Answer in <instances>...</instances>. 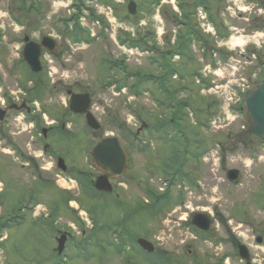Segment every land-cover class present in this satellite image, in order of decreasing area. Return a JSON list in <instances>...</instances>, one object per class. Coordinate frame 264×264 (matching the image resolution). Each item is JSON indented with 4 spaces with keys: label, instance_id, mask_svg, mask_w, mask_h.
<instances>
[{
    "label": "rangeland",
    "instance_id": "1",
    "mask_svg": "<svg viewBox=\"0 0 264 264\" xmlns=\"http://www.w3.org/2000/svg\"><path fill=\"white\" fill-rule=\"evenodd\" d=\"M97 1L104 6V9L99 7V10L101 12L103 10L104 14L102 15L104 19L107 18L108 21H106L110 25V28H107L108 30L101 35L99 34V29L95 28L94 33L98 38H91L92 40L89 46L84 43L74 45L65 43L64 47L66 46L68 48H66L67 54L65 56H67V59L73 61V67L70 63H65L64 67L66 70L64 68L59 69L58 67H54L49 72L52 76L50 80L57 81L60 78L66 84H71L74 81L78 82V91L89 92L95 104V116L101 126L98 132L87 130L84 122L81 119L78 120L79 150L76 164L78 163L80 172L87 174L80 175L79 178L94 181L100 174L89 159L88 152H86L90 149L93 142L103 136H117L119 139H123L129 147L128 153L130 154L131 163L124 176L113 181L112 185L115 186L117 184L116 193L120 194L126 203L133 204L135 200L144 198L148 194L147 188H151L157 194H162L168 187H170L171 198L174 201L180 202L179 199L181 196L184 205L188 201L186 203L188 209H183V206L180 204L176 205L171 203L165 208L164 214L158 217L157 222L155 221L158 224V228L161 229V234L158 237L159 241L155 239L158 234H155L152 230H147L148 227L145 224L147 216L145 214L137 216L136 220L138 224H134L142 228L141 235L146 240L153 242V244L157 241L161 246H171L179 243L183 239L181 237L183 234L181 230H183L185 223L180 219H188L192 215L191 212L193 210L195 212L206 210L215 217V220L217 219L212 224L211 232L208 234L214 238L213 242H211L213 246L207 242L201 243L198 247L200 249V255L205 257L206 261H209V263L216 262L223 255L233 253L231 246L226 245L227 240L231 236L249 246L254 264H264V242L262 245H258L255 242L258 236L264 239V147L250 144L248 148L240 145V147L234 149V146L228 145L226 142V145H224L226 151H222L220 155L219 147H222V145H219L218 141H216L217 139H223L225 135L234 137L236 133L241 134V126L244 125V117L237 111V106H234V103L230 114L224 112L226 107H222L219 98L220 95L231 97L232 90L235 89V85L241 83V78L247 79L249 75L255 73H257L256 77L258 79L264 77V74L260 75L261 72L263 73V71H259L261 67L260 63H255L252 59H239V50L230 51L223 46V53H221L222 62L220 65H215L214 59H211L209 63L206 61L201 48L197 44L193 46L192 53L194 61L201 71L204 66H207V69L210 68L211 71L215 70V67L220 69L217 72L218 77L212 73L206 74L207 81L210 87L212 86V91L210 94H206V99H202L205 104H210L211 106L208 109L207 107L205 108L206 112L210 113L208 116L206 115L203 118V115H201L202 120L206 122L207 126L206 129L204 128L201 131L205 143L207 142L206 148H208L207 154L204 157L207 159L205 162L206 165H203L201 178L197 181L195 187L192 186L193 189H190L187 185H178V183L173 186L170 185V182L164 183V178L157 175L155 171H160L165 168L163 164L167 162V158L163 157L157 162L155 161L151 167L155 152L154 149L156 148L154 146L155 143L148 141L149 144H147L143 138L139 137L136 139L134 137L135 132L139 129L137 113L135 114L134 112H138L140 116L150 120L153 116L157 117L160 115L159 111L161 109H158L157 106L152 104L149 94L133 98L127 91L121 94H115V89L112 87L100 88L98 82L104 80L106 76H98V63L101 62V55L125 62L124 57L126 55L123 52L125 49L129 55L126 56L127 63H125L131 67L130 69L139 70L143 68V73L148 71L160 76L157 72L159 70L158 67L152 64L150 60V54L143 52L144 46H140V52H143L141 55L136 54L134 52L135 50L130 51L127 45L122 49L123 47L118 41L119 39L115 38V34H118V37L121 36L122 39L131 36V39L134 38L136 41H140V44L157 47L156 28L159 24L158 21L161 20L165 34L160 43L162 42L165 50V39L170 40L173 37L174 33L172 30H176L177 25L173 24V17L168 11V9L170 10L169 5L160 7L159 15L156 16V0H125L124 5H118L114 0ZM117 1L121 2V0ZM130 1H134L137 4L136 14L132 16L127 12V5ZM165 1L169 2V0ZM183 2L185 3V1ZM207 2L213 8H218L220 13H223L226 24L231 28L230 30H226L227 28H221L218 25L223 39L221 40L220 37L215 38L210 35L208 38L212 42V45L215 46L214 41H217L216 47L220 43L224 45L225 43H229V41H231L230 45H234V43L240 42L242 35H253L255 39L252 37L250 38V42L245 44L244 53L250 56L254 51H259L264 56V16L259 17L257 12L258 10H264V4H261L257 0H207ZM187 3L188 6L186 8L189 11L193 10V0H188ZM8 5V0H0V33L3 36V46L0 47V99L1 101L4 100V102H7V99L14 98L15 96L21 100L23 95L16 92L19 90L25 92V90L20 89V86L21 83L24 86L27 84L26 71L17 58L18 52L16 48L20 46V42L13 43L10 41L12 35L19 37L23 32L20 30L21 27L14 23L12 21L13 19L8 15ZM86 7L91 11L88 12L89 17L91 15V20L89 17L87 18L89 24H87L85 30L88 32L89 29H93L91 24L92 18L95 15L91 4L86 5ZM238 7L247 12L244 13ZM238 13H242L243 17L248 19L249 23L244 24L242 19H238ZM16 16H20V14L18 13ZM112 16L116 19L112 20ZM155 19L158 20L155 22ZM22 20L25 24H30V26L35 23L33 22L34 20L29 18ZM196 20V17L192 18V20L189 19V23H195ZM48 22V18H46L43 24H48ZM43 24L39 21L38 26H43ZM196 24L198 23L196 22ZM253 26L256 28L259 27L261 30L257 29L259 32L248 33V30H252ZM211 27L207 28L205 26L203 29L211 32ZM44 32H49V28H46ZM37 35L38 33H35V36ZM62 36L66 37L67 33H63ZM246 38L244 37L242 41H246ZM256 43H259V48L253 45ZM154 44L156 45L154 46ZM159 59L162 58L159 57ZM171 61L173 62L170 63L171 69L177 72L181 64L178 65L176 63L178 61L175 59ZM8 67H13L14 71L11 72V69H8ZM101 68L103 70L104 66L102 65ZM186 81L189 83L188 80ZM179 84L178 81L170 82L166 88L172 91ZM215 87L218 88L215 89ZM214 91L215 93H213ZM11 92L16 94H11ZM187 95V93H183V95L179 94L177 96L185 99ZM60 97L64 99L61 95ZM42 98L47 99L48 96L45 97L43 95ZM63 99L59 101L62 102ZM198 99L199 97L196 96L194 99H190L189 102H194V100L197 101ZM60 108L64 109L63 106ZM225 117L228 120L224 123H221V121L217 122L216 120L215 128H212L211 124H209V122H213L216 118L225 119ZM228 124L230 125L225 128H220L221 125ZM217 128L220 129L218 130ZM187 134H192V131L190 130ZM142 140L147 146L150 145V152L142 154L138 148ZM171 146L174 147L173 142L168 145L170 148ZM162 148L159 149V153L162 152ZM241 148L244 150H241ZM254 149L255 151H253ZM215 153H217L219 160H216V165L213 166L214 159L216 158ZM5 156V153L0 152V157L4 161H7L8 157ZM45 165L51 171L50 165ZM232 168L240 170L242 174L240 180L236 183H229L225 178V172ZM33 173V171L26 172L25 185H18L16 179L7 173L3 176L0 175V180L4 185V193L0 195V264H126V260L128 264H174L166 254L160 257L156 254H144L136 245V240H134L138 228L132 229L133 234L130 236V239H126L128 240L126 247L131 249H126L123 254L124 256H118L112 253L107 243V235L101 234L99 238L89 239L88 243L82 242L80 237L82 233L80 232L81 228L87 234V230H90L92 226L89 215H86V212L83 213L79 209L77 215L75 216L74 214L72 216L73 220L71 221L67 207H74L75 204L73 202L71 204L67 202L66 206V200L62 197L59 199L56 195L57 193L53 192H47V195H52V197L46 198L45 195L40 193L39 185L36 187L37 191H35L31 185H28L32 181L30 175H33ZM47 189H51V186L47 187ZM65 197L66 199L69 198L67 196ZM70 199L72 201L75 199H83L82 188L72 192ZM18 202H25L26 208L27 205H40L32 213L36 212L41 214L47 207L50 210L57 207L58 210L55 214L52 213L49 218L41 220L40 222L34 221L26 211L19 212L18 216L14 218V224L8 226L7 219L9 215L7 212H11ZM148 203L150 204V202ZM86 209L94 218L97 217V209H99V221L102 226L106 225L109 221L113 222L123 210L117 202L108 196L104 202H98L93 197L90 202H87ZM100 224L98 223L96 230L99 229ZM63 230H71L78 237L73 236L74 239L67 244L63 257L59 259L54 254L55 236L59 231ZM106 233L108 234V232ZM227 233L230 236L226 238L225 234L227 235ZM146 234L147 236H145ZM2 237H5L4 240H1ZM86 237H83V239ZM97 239L99 240L98 242ZM76 242L81 245H76ZM218 245L221 246L216 249L215 247ZM215 254L217 255L211 259ZM127 255L128 257L125 259Z\"/></svg>",
    "mask_w": 264,
    "mask_h": 264
},
{
    "label": "flooded vegetation",
    "instance_id": "2",
    "mask_svg": "<svg viewBox=\"0 0 264 264\" xmlns=\"http://www.w3.org/2000/svg\"><path fill=\"white\" fill-rule=\"evenodd\" d=\"M9 5L7 8L8 15L13 19L12 21L16 23L17 25L22 26V34L19 35V37H14L12 35L10 37V41L15 42H21L24 37L31 36V38L39 43L41 38L43 37H51L55 40V48L51 50V52L47 51L46 49H43L40 52L39 60H40V73L37 76H31L28 75V82L26 84V87L23 88V86L20 87V89H24L25 92H21L19 90L16 93H21L24 98L19 100V98L16 96L13 99V103H3L0 108L4 112V118L0 122V152L5 153L3 149H7V153L5 157H8L7 161H4L3 158L0 157V175L3 176L4 173H7L11 176H13L18 185H25V178L27 176L26 172L33 171L32 177V188L37 191V186H40V193L45 195L47 197H52V195H47L48 193H57V197L60 199L61 197L70 203L72 199H70L71 193L74 191L79 190V185L77 182V178L79 175V169H78V163L77 161V153H78V118L74 115H72L68 109V98L70 93L77 94L79 91L77 89L78 82L74 81L71 84L63 83V80L60 78L57 79V81L50 80V71L54 67L64 68L65 69V63H70L72 66L73 61L71 59H67L65 56L67 54V47H64L65 43L74 45V42L70 38H63L62 36L58 35L61 33L60 27L55 23L53 26L52 23L54 22V18L52 17L54 15V12L52 10V4L56 0H41V8L44 13H40V18L37 22L32 24L31 26L28 24H25L22 19H27V16L22 13L23 7L21 4L25 5L26 0H8ZM20 14V16H16ZM23 14V15H22ZM14 16L17 19H14ZM48 18V24H43L45 22V19ZM39 21L43 24V26H38ZM173 22L179 23V20L173 16ZM48 25V26H47ZM14 26V25H13ZM185 25L180 24L178 25L179 29H183ZM1 27V25H0ZM44 27V28H43ZM199 25L195 27L194 33L197 34L199 37L201 36L199 34ZM46 28H49V32H44ZM44 29V30H43ZM185 32V31H184ZM35 33H38L37 36H35ZM185 34V33H183ZM184 39H186L185 36H182ZM204 40L205 45L207 46V49L205 48L203 50L204 54H206L205 57L211 56L213 53V50L216 49L214 45H212V42L209 41L208 37H205ZM24 42V41H22ZM181 42V41H180ZM52 43V41H51ZM53 44V43H52ZM215 44V43H214ZM3 46V36L2 33H0V47ZM205 46V47H206ZM22 48V44H21ZM67 48V49H66ZM18 48H16L17 50ZM155 50V52H154ZM154 50L150 52L151 61L152 64L156 65L159 70L157 72L161 73V76H163L164 73L167 75L169 74V71L171 70L170 63H173L171 60L173 59V52L170 51H162V49H158L154 47ZM20 52V50H19ZM19 57V56H18ZM161 57L162 59H159ZM208 59V58H207ZM217 65V63H215ZM73 67V66H72ZM8 69H11V72L14 71L13 67H8ZM210 69V68H209ZM215 69H217L215 67ZM66 70V69H65ZM73 70V68H72ZM28 71V70H27ZM68 71V70H67ZM211 71V70H210ZM156 79L159 80L160 76H157L155 74ZM162 84V83H160ZM209 82L207 80H204V82L200 85V88L205 87ZM210 85V84H209ZM152 87L155 89L156 85L155 82L152 83ZM26 88V89H25ZM40 89L41 91H45V97L48 96L47 99L45 98H38V99H31V96L36 93V91ZM162 90L160 87H157L156 93H161ZM12 93L11 94H16ZM60 95L64 99L60 97ZM35 98V96H34ZM42 98V99H41ZM63 101H59L62 100ZM167 100H164L162 104L164 105ZM92 103V98L91 101ZM184 103V102H176L172 101L171 105L175 106V104ZM189 105L196 110L202 106V101L198 99L197 101L194 100V102H189ZM21 106L22 110L18 111L16 110V107ZM63 106L64 109H61L60 107ZM161 109V108H160ZM23 113V120L27 122V125L23 128L22 124L20 123L21 120L18 117L20 113ZM184 118H181L183 120ZM31 120V121H30ZM50 120V121H49ZM29 121V122H28ZM165 120L160 122H154V124L151 127H145L144 129H140L137 132V138L142 135H156L155 130L161 129L162 127L165 128ZM25 132V133H24ZM23 133V134H22ZM168 134V131L163 132V137ZM219 141L218 144L222 145L220 146V155L222 151H226L223 140H216ZM206 144L205 140L201 135H195L191 139L188 140V147L186 149L187 155L184 159V162L182 163L181 170L177 169V173L174 172V166L175 162H177L179 159L176 158V156L173 154V150L170 148H162V152L159 153V149L156 150L154 153V157L152 160L153 166L154 162L158 161L159 159L166 157L167 162L163 164L165 168L160 171H155L157 175H160L161 178H164V180H168V175L172 174V182H174V185L178 183L182 185H187L190 189H192L191 185H194L197 183V181L201 178V175L203 173V165H206L204 162V156L206 155ZM2 147V148H1ZM142 154L147 151V149H144L142 147H139ZM236 149V147L234 148ZM50 165L51 171L46 168V165ZM186 166V167H185ZM180 167V166H179ZM21 173V174H20ZM242 174L240 175V177ZM64 180H63V178ZM68 182V183H75L76 188L73 189V187L68 188V191L61 190L62 188L59 187L61 182ZM51 189H47V187H50ZM115 187L113 188V192L110 194L114 197V199H119L120 207L124 211L121 214V218H127V223L124 222V220L121 221V223L117 224V227L112 228L111 224L112 221H109L105 227L106 232L109 233V236H117L121 240L125 241V244L122 245L120 248L121 253L117 254L124 256L125 252V246L128 240L130 239V236L132 233V227L134 226V229L138 227L136 237H134V240H137L138 238L143 237L141 235V229L140 226H138V222L136 220L138 214L141 212V209L149 208V206H144L141 204L138 200H135L133 204L126 203V201L123 199L122 196L118 193H114ZM61 188V189H58ZM69 197L66 199V197ZM137 199V198H135ZM188 199V198H186ZM181 205L183 206V209H188V201L185 202V205L183 202H177L174 201L172 198L168 199L166 202L167 207L171 204ZM147 203H145L146 205ZM18 204H16L14 207L16 208ZM15 208L13 209L14 213H12L14 216L19 214V211H15ZM153 210V214L149 220H152L151 222L145 221V224L147 225V230H152L155 232V234H158V236L155 238L159 241V235L161 234V229L158 228L157 222L158 217L162 216L164 214V211L162 213H158L154 208L150 207ZM53 213L57 212V207L52 208ZM129 211V212H127ZM67 212L72 217L74 214L77 215V209L73 211L70 208H67ZM127 212V213H126ZM191 216L188 217V219H180L183 220L185 223L183 225V232L182 236L183 239L179 241V243H176L174 245H159L157 241L154 242V253L158 255L159 257L162 255H167L169 260H172L174 264H254L252 261L251 253L249 250V246L243 243L241 240H237V238H232L230 234H225L226 238L227 236H230V239L227 240L226 245L231 246L233 253H227L226 255H223V257L216 261L209 263V261L205 260V257H202L200 255V249L198 248L201 243H207L209 242L211 245L213 242V237L209 236L208 234L211 232L212 224L215 223V217L207 212L206 210L197 211L194 210L191 212ZM196 214H205L209 217L208 223L209 227L207 230L202 231L198 229L194 225V218ZM52 215V213L49 215V217ZM114 222H116V218L114 219ZM137 223V224H134ZM200 223V222H197ZM139 231V232H138ZM67 237V240L69 237H71V234L69 231H65ZM58 234H62V231H59ZM147 236V234L145 235ZM190 236V237H189ZM260 240V242H258ZM256 243H259V245H262L264 242L263 237H257L255 239ZM67 243V241H66ZM65 243V247H66ZM239 245H244L248 249V253H246L248 259L242 260L240 259L239 254ZM160 246V247H159ZM213 246V245H212ZM221 245L216 246L215 248L219 247ZM131 249V248H129ZM116 250H112V253L116 252ZM152 254V255H153ZM217 254L213 255L211 259L214 258ZM128 255L125 256V259H127ZM230 261V263H229ZM111 262V261H110ZM126 264H128L126 260Z\"/></svg>",
    "mask_w": 264,
    "mask_h": 264
},
{
    "label": "water",
    "instance_id": "3",
    "mask_svg": "<svg viewBox=\"0 0 264 264\" xmlns=\"http://www.w3.org/2000/svg\"><path fill=\"white\" fill-rule=\"evenodd\" d=\"M135 5L130 4L128 11L130 14H134ZM23 59L30 67V69L37 73L40 70L39 66V51L36 50L32 43H28L23 50ZM243 110L245 112L246 128L249 135L260 142H264V80L259 81L254 87L243 93ZM71 110L80 115H84L86 124L93 130H98L99 125L94 117L88 112L89 98L86 95H73L70 99ZM91 159L97 168L103 172L95 184V188L100 192H110L109 178L113 179L121 176L127 165V157L125 150L116 137H106L96 141L95 145L89 153ZM239 175L237 171H229L227 178L233 182L238 179ZM202 220L201 216L197 217ZM195 224L207 230L209 227L208 221ZM60 242V241H59ZM260 242V240H258ZM61 244V242H60ZM138 244L148 252L152 251L150 244L144 240H140ZM240 256L247 259L246 249L242 246L239 247Z\"/></svg>",
    "mask_w": 264,
    "mask_h": 264
},
{
    "label": "bare ground",
    "instance_id": "4",
    "mask_svg": "<svg viewBox=\"0 0 264 264\" xmlns=\"http://www.w3.org/2000/svg\"><path fill=\"white\" fill-rule=\"evenodd\" d=\"M230 43H231V41H230Z\"/></svg>",
    "mask_w": 264,
    "mask_h": 264
}]
</instances>
